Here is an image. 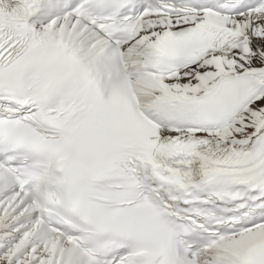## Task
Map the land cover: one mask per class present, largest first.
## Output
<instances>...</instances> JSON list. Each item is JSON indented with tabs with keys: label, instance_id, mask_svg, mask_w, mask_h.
<instances>
[{
	"label": "snow or ice",
	"instance_id": "snow-or-ice-1",
	"mask_svg": "<svg viewBox=\"0 0 264 264\" xmlns=\"http://www.w3.org/2000/svg\"><path fill=\"white\" fill-rule=\"evenodd\" d=\"M0 264H264V0H0Z\"/></svg>",
	"mask_w": 264,
	"mask_h": 264
}]
</instances>
